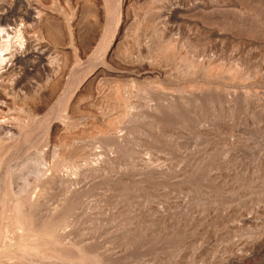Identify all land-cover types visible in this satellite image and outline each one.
I'll return each instance as SVG.
<instances>
[{
    "label": "rangeland",
    "instance_id": "1",
    "mask_svg": "<svg viewBox=\"0 0 264 264\" xmlns=\"http://www.w3.org/2000/svg\"><path fill=\"white\" fill-rule=\"evenodd\" d=\"M9 27L0 264H264V0H0Z\"/></svg>",
    "mask_w": 264,
    "mask_h": 264
},
{
    "label": "clouds",
    "instance_id": "2",
    "mask_svg": "<svg viewBox=\"0 0 264 264\" xmlns=\"http://www.w3.org/2000/svg\"><path fill=\"white\" fill-rule=\"evenodd\" d=\"M13 30L9 27L6 29H0V34L4 33V32H8L11 33ZM15 43L17 45H19L20 47H23V39L21 37V34L19 32V30L15 31V35H8L7 40L5 41H0V44L3 45L2 48H0V55H2L3 53H6L9 50V45L10 43Z\"/></svg>",
    "mask_w": 264,
    "mask_h": 264
}]
</instances>
